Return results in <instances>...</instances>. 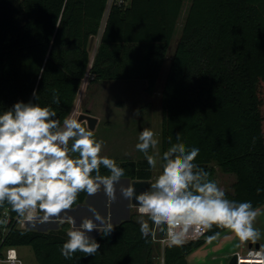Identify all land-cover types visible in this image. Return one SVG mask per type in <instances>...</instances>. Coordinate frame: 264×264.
I'll use <instances>...</instances> for the list:
<instances>
[{"label":"trees","instance_id":"obj_1","mask_svg":"<svg viewBox=\"0 0 264 264\" xmlns=\"http://www.w3.org/2000/svg\"><path fill=\"white\" fill-rule=\"evenodd\" d=\"M186 1L130 0L112 6L106 17L108 0H0V111L28 101L35 89L39 103L51 104L62 121L88 74L89 85L143 79L154 95ZM97 36L92 55L90 40ZM52 89L59 90V105L52 104ZM161 106L162 155L179 136L182 145L200 149L196 162L210 179L216 166L236 176L229 199L264 204V192L256 191L264 188V0H191ZM117 162L124 178L153 184L147 161ZM86 198L80 193L72 208ZM6 209L11 230L5 244L31 246L39 264H154L155 242L141 240L136 213L116 223L110 236L96 235V256L77 253L66 260L59 249L69 222L23 228L16 221L23 216L9 206L0 207V217ZM224 230L213 228L205 238ZM205 238L182 247L165 244V263L186 258Z\"/></svg>","mask_w":264,"mask_h":264},{"label":"clouds","instance_id":"obj_2","mask_svg":"<svg viewBox=\"0 0 264 264\" xmlns=\"http://www.w3.org/2000/svg\"><path fill=\"white\" fill-rule=\"evenodd\" d=\"M39 100L33 89L28 101L18 100L0 111V207L9 206L30 222L55 219L63 223L62 214L72 209L80 193L93 197L102 191L110 201L122 198L136 205L135 222L146 245L160 236L169 248L182 247L190 235H203L213 228L227 229L240 244H255L264 236L256 227L260 210L250 200L227 197L196 162L198 147H186L174 136V146L160 156L156 152L160 134L152 128L141 130L135 149L144 154L149 169H159V174L147 191H138L135 184L122 183L126 169L104 154L105 141L88 123L75 113L61 121L51 104ZM60 103L59 90L52 89V104ZM101 168L108 174H102ZM256 191L259 194L264 188ZM88 212L78 224L69 221L67 238L59 249L66 260L77 253L96 256L101 244L93 233L103 239L117 226L94 205L88 206ZM218 235L209 236V242ZM17 259L16 250L9 249L7 261L0 264H17Z\"/></svg>","mask_w":264,"mask_h":264},{"label":"rangeland","instance_id":"obj_3","mask_svg":"<svg viewBox=\"0 0 264 264\" xmlns=\"http://www.w3.org/2000/svg\"><path fill=\"white\" fill-rule=\"evenodd\" d=\"M190 2L191 0L186 1L184 11L179 20L177 32L172 41L168 58L163 67L160 81L154 95H149L146 92V88L144 87L147 85V81L143 79L100 80L89 85L88 74L83 80L76 104L71 113H75L79 118L83 114L91 116L96 114L102 118L97 127L95 125L94 131L98 138H102L105 141L106 147L104 149V154L115 157L117 161H146L144 154L135 149L139 133L144 128H152L160 134V143L156 152L162 156L163 113L161 106V91L166 80L176 44L181 36ZM98 40L99 36L96 37V42L91 49L92 55H94L97 50L98 44L96 43ZM81 121L87 123L85 120ZM149 151L152 153L151 149ZM215 169L216 172L213 180L226 191V194H234L233 184L236 182V176L224 172L218 166H216ZM152 173V182L154 184L158 177L159 169L152 171ZM122 183L124 184V180H122ZM102 194L103 192L101 191L95 196L89 197L90 199H86L84 205L76 206L75 212L78 215L90 214L88 212L89 205H94L99 210L101 208L99 197ZM105 207L112 221L116 219L117 209L120 212H126L128 210L126 200L122 198H118L116 201L108 200ZM135 209V206H132V213H136ZM66 214L67 212L62 214L63 219H65L64 217ZM37 215L39 216V213ZM22 218L23 221L26 220V217ZM58 223L60 222L52 219L44 222H31L30 225L23 228L30 227L41 230L53 229L59 226ZM20 226L22 227L21 222ZM256 227L260 228L262 233H264V216L262 213L257 218ZM158 237L159 236H157V238ZM154 242V264H166L163 255L164 247L159 241L155 240ZM258 242L264 245V236H262ZM249 245L250 242L240 244L233 234L226 229L211 242H209L208 237L205 238L201 246L192 251L186 258L188 264H230L231 259L236 256V253H246L250 248ZM18 249L23 264H39L31 246H21Z\"/></svg>","mask_w":264,"mask_h":264},{"label":"built area","instance_id":"obj_4","mask_svg":"<svg viewBox=\"0 0 264 264\" xmlns=\"http://www.w3.org/2000/svg\"><path fill=\"white\" fill-rule=\"evenodd\" d=\"M129 1L130 0H108L105 16L107 17L112 6H114V5L125 6L129 3ZM37 214L35 213V215H37ZM39 216L42 217L41 215H39ZM10 220H11L10 213L6 209L3 212L2 217H0V261L6 262L9 249H15L17 252V257H18L17 264H23V262L20 258V255H19L18 247L5 244L6 237L8 236V234L11 230ZM16 221L19 224L21 222L22 227H26L27 225H30L31 222H38V221H31L30 222L27 219L25 221H23L22 217H18L16 219ZM16 221L13 223V225L16 224ZM39 221L44 222L42 220H39ZM206 234H207V232H205L203 235H200L198 233L190 235L187 238V241L193 240V239L205 238ZM165 239H166L165 237H158L156 239V241H159V243H161V245L164 247L166 244ZM249 252L258 253V254L249 255L248 254ZM236 260H237V264H264V250L257 248L255 246H252L249 248V250L246 253L237 252L236 253Z\"/></svg>","mask_w":264,"mask_h":264},{"label":"crops","instance_id":"obj_5","mask_svg":"<svg viewBox=\"0 0 264 264\" xmlns=\"http://www.w3.org/2000/svg\"><path fill=\"white\" fill-rule=\"evenodd\" d=\"M98 41H97L96 44H98ZM95 42H96V37H95ZM95 42H94V44H95ZM146 87H147V85L144 88H146ZM94 116L98 119L97 124H96V127H97V125L101 122L102 118L100 116L96 115V114H94ZM123 180H124V184L125 185H129L132 182V180L128 179V178H123ZM99 198H100L99 202H100V205H101V208L99 209V211L102 214H106L109 217V214L107 213V210H106V207H105L107 205V203H108V199L105 197L104 193L102 195H100ZM86 199L89 200L90 199L89 196ZM84 203H85V201L82 204H80L79 206L84 205ZM126 206L128 207L127 208L128 210L126 212H120L118 209L116 210V215L117 216H116V219L113 221L115 224L120 222V221H122V220H124V219L129 218V216L131 215V213H132V211H131V208H132L131 201L126 200ZM257 209H259L260 212L262 213V215L264 216V204L262 206H260L259 208H257ZM75 211H76V207L68 210L67 214L64 217L65 219L62 218L63 221L64 222L75 221L76 223L77 222L79 223L83 217L90 215V214H81V215L79 214L78 215ZM59 224L60 223H58V225ZM93 235L96 237L97 233H93ZM256 245H258V248L264 250V248L261 247V242H258V241L255 244L250 242L249 247L256 246Z\"/></svg>","mask_w":264,"mask_h":264},{"label":"water","instance_id":"obj_6","mask_svg":"<svg viewBox=\"0 0 264 264\" xmlns=\"http://www.w3.org/2000/svg\"><path fill=\"white\" fill-rule=\"evenodd\" d=\"M94 42H95V37H92L90 40V45H89L90 50L93 48ZM80 120L87 121V123L93 129H94V127L98 121L96 117L88 115V114L81 115ZM131 184H135L138 191H147L150 188L151 181L150 180H132ZM131 204H132V206L136 207V205L133 202H131ZM255 247L258 248V245H256ZM174 264H188V260H187V258H182L181 260H179L178 262H176ZM230 264H237L236 256H234L231 259Z\"/></svg>","mask_w":264,"mask_h":264}]
</instances>
